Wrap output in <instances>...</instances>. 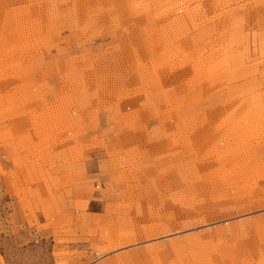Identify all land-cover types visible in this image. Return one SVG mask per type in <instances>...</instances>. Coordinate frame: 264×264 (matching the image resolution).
Masks as SVG:
<instances>
[{
	"label": "rangeland",
	"instance_id": "1",
	"mask_svg": "<svg viewBox=\"0 0 264 264\" xmlns=\"http://www.w3.org/2000/svg\"><path fill=\"white\" fill-rule=\"evenodd\" d=\"M0 264H264V0H0Z\"/></svg>",
	"mask_w": 264,
	"mask_h": 264
}]
</instances>
